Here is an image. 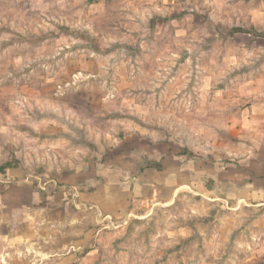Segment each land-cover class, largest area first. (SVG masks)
I'll return each mask as SVG.
<instances>
[{
  "label": "rangeland",
  "instance_id": "obj_1",
  "mask_svg": "<svg viewBox=\"0 0 264 264\" xmlns=\"http://www.w3.org/2000/svg\"><path fill=\"white\" fill-rule=\"evenodd\" d=\"M255 11L264 0H0V182L19 168L0 200V264H58L73 247L94 249L91 264H264V208L232 209L250 180L227 159L232 119L263 116ZM170 150L182 181L196 161L197 193L173 200L144 178L142 205L103 219L65 190L63 175L122 188Z\"/></svg>",
  "mask_w": 264,
  "mask_h": 264
},
{
  "label": "crops",
  "instance_id": "obj_2",
  "mask_svg": "<svg viewBox=\"0 0 264 264\" xmlns=\"http://www.w3.org/2000/svg\"><path fill=\"white\" fill-rule=\"evenodd\" d=\"M256 13V18L251 19V23L253 24L254 30L257 32H264V27L260 29L257 27L258 25L263 26L264 24V13L262 12H254ZM239 35H247L251 36L250 33L247 32H236ZM236 33L234 35H236ZM256 37V36H255ZM17 44H14V46ZM251 51V49H247ZM208 78V74L206 76ZM254 83L259 84V88L264 87V70L259 72L254 76ZM257 86V85H256ZM258 87V86H257ZM263 106V104H261ZM262 106H256V109L261 110L263 113L262 117H257V113L254 111H250V109H246L241 111L239 115L235 116L232 119L231 123V131L229 136V141L232 146L229 147V151L227 152V159L231 160L235 164V171L232 172L233 176H235L234 180L237 182L250 180L246 184L245 190L244 186L242 192H239V196L237 197V204L233 206L232 209H236L237 206L243 204V206L253 207V208H264V128L263 130L258 129V123L264 125V109ZM245 133L249 136V143L245 141H241L240 138ZM153 152L156 149L152 150ZM151 151V152H152ZM149 155V153H147ZM155 153L152 154L154 156ZM158 159L152 161L150 157L146 159V164L142 167H139L135 173L132 174L131 179L129 181H123L124 185L122 188H109L105 184L99 183L97 186H94L92 190L89 191H81L76 187V182L81 181V178L74 179L72 181L68 180L65 175H63V179L65 180V190L72 189L75 191L72 195L76 197V207L81 208L82 206L88 205L89 208H95L98 210L99 215L103 219H108L112 217H120L125 214L134 213L131 208L132 202L136 204L142 205L145 201L143 198L140 200H136L138 197L142 196V190L139 188V180L147 179L150 180L151 188H155L161 190L168 186H173V190L171 192V197L173 200L177 198L178 195H181L183 192H192L197 193L194 189V185L198 183L197 181V171L198 167L196 161L190 159L189 161V171L188 178L185 181L181 180V164L178 163L173 165L171 168L172 161L175 159L181 158V155L172 153V151H161L160 155L157 156ZM176 161V160H175ZM150 163H155L149 164ZM247 168V169H246ZM173 171H172V170ZM19 168L17 167H8L5 170L3 175V179H8L9 181L1 180L0 187L2 184H11L7 185V189L5 192L0 193V200L3 201V204L7 197L14 196L17 187L12 188L13 183L10 182L11 179L17 178L19 175ZM247 173V174H246ZM160 178V181L157 182L155 178ZM172 178V182L168 180ZM154 180V181H153ZM11 189V190H10ZM241 190V189H239ZM7 191V192H6ZM165 190H162V192ZM13 192V193H12ZM9 194V195H8ZM11 194V195H10ZM39 192L34 191V188L31 187V199L37 200L40 197ZM154 193H151L153 195ZM44 197V194H41ZM251 196V201L253 203H249V197ZM148 198V197H147ZM68 199L67 195L65 196V200ZM1 202V201H0ZM248 202V203H247ZM230 209V208H229ZM78 248V247H77ZM77 249L73 247L68 250L64 256L59 257L58 264H91L96 260L95 250H88L83 254L78 255Z\"/></svg>",
  "mask_w": 264,
  "mask_h": 264
},
{
  "label": "trees",
  "instance_id": "obj_3",
  "mask_svg": "<svg viewBox=\"0 0 264 264\" xmlns=\"http://www.w3.org/2000/svg\"><path fill=\"white\" fill-rule=\"evenodd\" d=\"M234 32H244V30L240 29V28H237V29H234L233 30ZM8 167V166H7ZM6 168V166L4 167V169Z\"/></svg>",
  "mask_w": 264,
  "mask_h": 264
}]
</instances>
